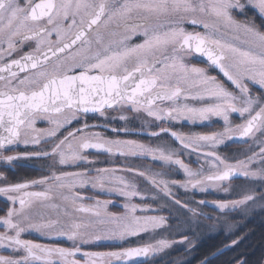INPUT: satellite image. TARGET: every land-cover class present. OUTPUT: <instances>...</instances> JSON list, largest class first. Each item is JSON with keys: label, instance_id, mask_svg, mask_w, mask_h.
Masks as SVG:
<instances>
[{"label": "snow or ice", "instance_id": "snow-or-ice-1", "mask_svg": "<svg viewBox=\"0 0 264 264\" xmlns=\"http://www.w3.org/2000/svg\"><path fill=\"white\" fill-rule=\"evenodd\" d=\"M234 13L242 14L243 20H238ZM207 16L215 18L211 24L203 18ZM185 22L201 25L206 31H186ZM101 23L112 36L118 34L110 29L114 24L126 33L143 35L144 40L130 47L124 44L129 37L124 36L117 42L118 49L114 50L111 44H103V36L93 27L98 28ZM221 28L227 32H222ZM93 32L95 41L89 38V33ZM54 33L55 41L51 39ZM229 33L238 43L221 38ZM28 41H35L32 52L0 63V150L21 142L39 144L41 139L56 137L60 129L83 120L81 127L68 129L67 135L58 139L51 153L45 151L34 155L58 156L61 165L92 163L84 154L89 149L110 154L116 152L121 156L148 155L153 160L178 165L188 177L181 187L191 186L201 192L209 186L219 188V182L236 174L264 179V168L258 171L249 168L256 154L247 161L233 164L215 151H205L215 149L225 140L252 137L255 132L264 131V98L254 97L248 83L264 90V0H124L123 3L101 0L99 4L88 0H39L35 3L26 0L25 6L18 0H0V62ZM93 43L102 51L93 52ZM45 44L46 49L43 48ZM157 53L164 54L163 59ZM193 54L206 57L238 92L230 91L215 76L208 75L205 68L187 65L185 57ZM182 84L187 88L181 87ZM181 97L185 101L207 102L201 106L181 104L178 103ZM165 101L170 102L169 106H161ZM108 110L119 111L120 120L128 119L123 114L125 110L144 112L156 121L203 123L212 118L222 120L224 130L211 134L185 135L163 126L159 132H150L154 137L170 133L183 149L199 152L206 160L214 158L209 162L215 171L210 175L192 171L174 149L152 148L133 140L108 139L90 131V127L96 126L88 124V115L99 114L107 121ZM234 113L243 118L244 123L233 126L230 116ZM38 120L47 121L53 127L38 129L35 126ZM111 131L128 129L112 128ZM259 155L264 160V146ZM16 159L19 157L0 151V160L11 163ZM115 172V169L97 168L94 176L88 171L54 173L51 179L58 183L49 185L48 192L26 191L29 183L0 187V195L7 197L13 205L6 215L0 216V226L4 228L0 232V248L25 253L19 258L0 255V264H31L34 261L57 264V259L59 264H80L75 259L81 251L77 241L88 244L103 239L123 240L162 227L166 222L164 217L137 216L138 206L132 203L124 205L126 213L123 216L107 212L109 201H97L94 207L76 206L78 193L71 197L61 195L64 200H71L76 211L97 217V221L69 225H61L59 220L37 222L27 211L34 199H51L49 192L53 187L67 188L71 192L75 187L91 185L128 200L137 196L144 198L135 184ZM137 174L146 176L143 171ZM158 175L146 178L171 197L168 182L158 181ZM47 179L30 183L44 184ZM254 199V195H245L240 200L213 203L223 211ZM17 202L19 208L14 207ZM175 203L187 207L178 199ZM139 210L143 212L147 208L141 206ZM189 210L195 214V209ZM104 217L110 218L108 222H116L117 226L104 231L94 229V223H106ZM26 231H36L48 238L64 237L73 242V247L49 246L22 239ZM169 246L168 241L160 240L143 247L106 253L84 252L83 255L87 257L86 264H97L96 258L103 257L109 258L111 264L113 259L147 257Z\"/></svg>", "mask_w": 264, "mask_h": 264}, {"label": "flooded vegetation", "instance_id": "flooded-vegetation-1", "mask_svg": "<svg viewBox=\"0 0 264 264\" xmlns=\"http://www.w3.org/2000/svg\"><path fill=\"white\" fill-rule=\"evenodd\" d=\"M21 6H25L26 0H18ZM33 2H39V0H33ZM89 3L99 4L101 0H88ZM124 0H117V3H123ZM207 2V0H205ZM238 20H243V15L239 13H234ZM249 17L252 16V11L248 12ZM210 24L215 19L212 16L203 17ZM103 20V18H102ZM79 22V18H77ZM186 31L189 32H200L204 33L206 30L201 25H191L187 22L183 25ZM97 29L103 36V44H111L114 50L118 49V41L123 39L124 36H128L129 39L124 41L127 46H135L136 44L142 43L144 40L143 35L126 33L123 28L117 29L113 24L110 26L111 30H115L118 34L112 36L109 31L106 30L101 23ZM222 32H227V30L221 28ZM89 38L95 41V32L89 33ZM225 41H231L233 43H238L232 40L231 34H225L221 37ZM55 41V33L51 37ZM6 48V45H4ZM35 48V41L25 42L23 45L18 46L17 51L13 52L11 56L5 57L4 61L0 63H6L11 59H19L26 53L32 52ZM47 48V44L43 46ZM97 49L102 51L99 45L93 43V52ZM170 54V53H169ZM157 55L163 59L161 53ZM184 62L189 66H196L205 68L207 74L215 76L217 80L223 83L230 91H236L231 82L223 76L219 69L211 66L207 61L206 57L199 56L198 54H193L192 56L185 57ZM21 76L24 73H20ZM175 81H173V84ZM251 88V94L256 97L260 96L264 98L263 90L259 89L258 86L252 85L248 82ZM181 87L187 88V85L182 84ZM196 91V89H192ZM207 101H196L187 100L185 101L183 97L180 98L178 103H188L190 105L201 106ZM160 103V102H158ZM170 102L165 101L161 106H169ZM121 113L119 111L108 110L107 121L100 117L99 114H89L87 122L90 126L95 125L96 127H90V131L98 132L103 137L108 139H120V140H133L137 143L145 144L152 148H165L174 149L178 158H180L188 167L194 172H203L204 175H210V158L209 161L204 164L200 157H204L199 152H191L190 150L183 149L179 142L175 141L171 137L170 133H161L160 136L154 137L150 135L152 131H160V127H169L173 131L183 133L185 135L199 133V134H211L213 132H221L224 130L223 121L218 118H212L209 121L203 123H191L187 120H181L179 122L172 120L156 121L151 117H148L144 112L135 113L130 110H125L124 115L128 117L127 120H120L118 116ZM117 117V118H113ZM230 121L233 126L237 124L244 123V119L238 114H231ZM81 121H76L72 125L67 126V128H62L57 133L56 137H45L41 139L39 144L29 143H17L7 146L3 151L4 155H16L19 159L7 163L0 160V187L12 185L16 183H29V188L26 191L31 192H48L49 185H55L58 182L52 180L53 174H61L64 172H83L88 171L90 175H95V169L97 168H107L115 169V175L123 176L126 180L136 185V188L144 196L133 197L130 200L116 194L109 193L108 191H101L98 188H92L91 185H86L84 187H75L71 192L67 189H60L53 187L49 192L51 199L42 200L34 199L31 208L27 209L32 218L37 222H47L49 220L56 221L59 220L61 225H69L72 222H81L91 220L93 222L97 221L99 218L93 217L88 213H81L75 210V207L83 204L85 207H94L97 201L103 203L104 201H109L107 205V212L115 214L117 216H123L126 213L124 205L126 203L136 204L138 210L135 213L137 216H162L165 218V224L162 227L156 228L155 230H149L146 232H141L136 236H129L126 239H103L88 244H80L77 241V245L81 248V251L76 254L75 259H77L80 264H86L87 257L83 255L84 252H117L122 251L127 248L143 247L149 244H156L160 240H165L169 242V247L164 248L154 254H149L147 257L141 258H131L128 260H112L111 264H165L168 262H174V264H191L193 261L198 248V245L204 241L207 243L202 244L201 248H204L210 244V227L228 222L236 221L239 222L242 218L235 216L237 214L238 208L229 207L221 211L215 206L213 202H227L232 201L226 199L220 193L227 185L231 183H240L241 181H247V185L250 188L256 187L262 183L264 179L242 177L229 179L227 181L219 182V188L208 187L206 191L201 192L199 188H191L189 186L187 189L181 187V184L187 181L188 177L185 175L184 171L175 164H165L159 160H153L151 156L148 155H127L121 156L116 152L107 153L103 151H96L95 149H89L85 151V155L89 156V159L93 161L92 163L78 162L76 164H59L58 156H44V155H34L38 152H49L55 143L58 142L59 138H63L67 135V130L72 128H78L82 126ZM106 125V126H105ZM36 128L38 129H48L53 127L47 121L38 120L36 123ZM112 128H127L128 131L113 132ZM264 132H255L254 136L247 138H234L232 140H225L223 144L218 145L214 150L229 163L235 164L238 161H247L249 157L255 156V160L249 165L250 170L258 171L264 168V160L260 158V149L264 146ZM210 149H205V151ZM205 158V157H204ZM214 159V158H212ZM218 163V162H217ZM132 169V171H128ZM143 171L146 176H140L137 173ZM156 179L167 181L171 191V197L165 195L160 191L158 187L153 186L150 183V177L155 174ZM149 177V178H146ZM44 184H31V181L45 179ZM171 181H177L178 183L173 184ZM246 186H236L237 189L243 190ZM62 194L72 196L74 193L79 194V198L76 201V206H74L71 200H64ZM262 194V193H261ZM155 197V198H153ZM180 200L182 204H186L187 207H181L175 203V200ZM204 201V203H200ZM54 205V206H53ZM147 208V211H140L139 207ZM240 205L239 207H242ZM10 207H13L11 201L7 197L0 195V216L6 215ZM14 207L19 208V203L17 202ZM189 209H195V214ZM67 213V214H66ZM260 214V213H259ZM254 214V215H259ZM253 215V216H254ZM252 216V217H253ZM250 217L249 219H251ZM106 223H94L93 228L97 230H108L115 228L116 222H108L110 218L104 217ZM247 219V220H249ZM243 220V219H242ZM4 231L3 226H0V232ZM187 237V239H184ZM22 239L31 240L34 243L72 248L73 242L67 240L64 237L60 238H48L47 236H42L36 231H26L22 234ZM197 247V248H196ZM8 253V254H7ZM210 254V253H207ZM0 255L3 256H13L19 258L25 253L13 252L10 249L0 248ZM97 264H109V258H96ZM31 264H42L40 261L31 262ZM57 264L59 260L57 259Z\"/></svg>", "mask_w": 264, "mask_h": 264}, {"label": "trees", "instance_id": "trees-1", "mask_svg": "<svg viewBox=\"0 0 264 264\" xmlns=\"http://www.w3.org/2000/svg\"><path fill=\"white\" fill-rule=\"evenodd\" d=\"M235 220L239 228L210 235V244L201 248L207 243L204 241L196 247L191 264H264V211L246 221ZM234 240L237 243L233 244Z\"/></svg>", "mask_w": 264, "mask_h": 264}, {"label": "rangeland", "instance_id": "rangeland-1", "mask_svg": "<svg viewBox=\"0 0 264 264\" xmlns=\"http://www.w3.org/2000/svg\"><path fill=\"white\" fill-rule=\"evenodd\" d=\"M264 93V90H263ZM264 132V131H263ZM264 136V134H263ZM212 151H215L214 149H210ZM202 159V162L206 164L208 159L206 160L204 157H200ZM213 159L210 158V161ZM215 171L214 168L211 167L210 163V174H212ZM262 180V179H261ZM236 186H246L245 189H237ZM224 189H227L225 191ZM220 193L226 199L228 200H240L245 195H254L255 199L252 201H249L247 204H244L242 207H237L238 211L235 216L242 218L244 221L252 217L254 214H259L264 211V182L262 183V191L261 189V183H259L256 187L250 188L247 185V181H241L240 183H231L227 185ZM262 193V194H261ZM236 208V207H235ZM239 225L236 221H228L220 224H216L212 227H210V235H215L217 233H220L221 231L228 233H232L236 231L239 228ZM127 238V237H126ZM125 238V239H126Z\"/></svg>", "mask_w": 264, "mask_h": 264}, {"label": "water", "instance_id": "water-1", "mask_svg": "<svg viewBox=\"0 0 264 264\" xmlns=\"http://www.w3.org/2000/svg\"><path fill=\"white\" fill-rule=\"evenodd\" d=\"M238 177H242V175L236 174V175H233L230 179H234V178H238ZM141 257H144V256L133 257V258H141Z\"/></svg>", "mask_w": 264, "mask_h": 264}]
</instances>
